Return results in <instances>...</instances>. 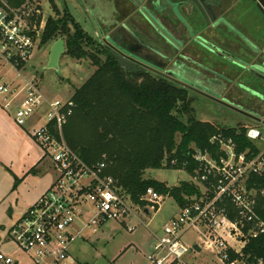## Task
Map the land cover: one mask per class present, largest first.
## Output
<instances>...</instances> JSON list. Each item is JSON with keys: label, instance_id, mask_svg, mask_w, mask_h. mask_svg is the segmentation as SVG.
I'll return each instance as SVG.
<instances>
[{"label": "built area", "instance_id": "obj_1", "mask_svg": "<svg viewBox=\"0 0 264 264\" xmlns=\"http://www.w3.org/2000/svg\"><path fill=\"white\" fill-rule=\"evenodd\" d=\"M39 35L7 10L6 0H0V68L6 65L15 73L12 81L0 82V108L6 113L13 108L15 124L40 145L54 172L50 186L7 231L22 257L0 250V264L74 263L69 247L84 230L96 232L111 219L123 223L133 211L129 196L120 194L114 178L105 172L106 164H88L64 140L62 127L73 113V100L46 98L35 76L25 74ZM246 137L257 145V154L236 152L233 139L222 133L210 138L218 147L216 157L194 150L200 167L192 182L201 195L193 196L164 224L147 256L151 264H190L186 256L202 249L215 252L217 264H264L262 257L243 251L250 239L264 238V218L256 211L257 190L247 187L250 174L264 177V143L259 145L261 133L254 126H247ZM141 199L154 209L160 207L162 195L149 187ZM189 230L197 232L198 243L183 241ZM220 232L241 246H230Z\"/></svg>", "mask_w": 264, "mask_h": 264}, {"label": "trees", "instance_id": "obj_2", "mask_svg": "<svg viewBox=\"0 0 264 264\" xmlns=\"http://www.w3.org/2000/svg\"><path fill=\"white\" fill-rule=\"evenodd\" d=\"M53 10L57 18H46L40 42L62 38L67 53L78 58L91 56L97 66L72 93L75 107L62 127L66 142L88 164L103 161L118 192L129 196L133 204H145L141 197L149 187L172 197L179 208L193 196L199 197L200 189L193 182L181 181L170 187L145 177V173L149 169H181L194 176L200 167L193 157L195 149L216 157L218 147L210 143L214 134L231 137L236 152L249 150V156L259 152L246 137L247 126L218 127L199 121L185 89L154 74H130L114 58L101 60L97 51V56L87 52L82 43L94 46L92 37L67 11L59 17L55 5ZM247 187L257 190L256 211L264 218V194H260L264 177L250 174ZM243 251L264 259V238L250 239Z\"/></svg>", "mask_w": 264, "mask_h": 264}, {"label": "flooded vegetation", "instance_id": "obj_3", "mask_svg": "<svg viewBox=\"0 0 264 264\" xmlns=\"http://www.w3.org/2000/svg\"><path fill=\"white\" fill-rule=\"evenodd\" d=\"M75 2L103 59L121 56L245 126L264 119V0Z\"/></svg>", "mask_w": 264, "mask_h": 264}, {"label": "rangeland", "instance_id": "obj_4", "mask_svg": "<svg viewBox=\"0 0 264 264\" xmlns=\"http://www.w3.org/2000/svg\"><path fill=\"white\" fill-rule=\"evenodd\" d=\"M6 3L10 13L27 27L37 29L40 32L37 48L32 52L30 64L28 63L24 67L25 74L34 75L39 82L41 91L47 96L60 100L71 98L73 91L89 78L97 66L93 64L94 60L91 56L87 58L72 56L67 53L65 46V52L59 58L58 68H48L49 49L54 41L42 44L40 36L46 18L48 16L57 18L53 5L56 6L59 17H62L67 11L73 21L78 22L89 37H94L97 30L93 21L85 16L84 10L77 5L75 0H10ZM87 11L90 13L92 10L87 9ZM82 46L87 52L97 56L93 44H86L83 41ZM100 59L103 60V56H100ZM30 65L34 67L30 68ZM14 75L15 73L8 66L4 65L0 68V82H10ZM191 106L194 108L195 117L199 121H208L218 127L245 126L243 123H238V119L230 115L227 110L217 112L214 109H208L202 102L194 98H192ZM7 113L14 118L12 107ZM247 126H254L260 131L261 139L258 143L262 146L264 143V125L258 123ZM63 137L66 141L64 131ZM52 175L54 176L53 171ZM145 177L164 182L170 187L178 185L181 181L192 182L193 180L181 169H149L146 171ZM157 208L158 206H155L154 209L147 208L146 202L144 205L131 203V209L136 212L132 211L123 223L111 219L101 224L96 232L84 230L82 237L76 239L69 247L75 262L67 264H151L147 256L153 252V246L156 243L153 234H161L164 224L172 215L177 213L178 205L172 197L162 195V202ZM144 209H147V214H143ZM9 227L4 231L0 229V250L7 253H11L13 249H8L9 245L7 244H1L5 235L1 237V233L8 231ZM129 227H134V230L129 231ZM220 236L232 247L241 246V243H238L235 238L229 237L225 232H220ZM182 239L187 244L199 242L198 234L193 230L187 231ZM4 245L6 246L4 247ZM12 245L16 248L14 244ZM19 254L12 253V256L17 259ZM186 260L190 264H217L218 262L215 252L204 249L199 254L190 253L186 256Z\"/></svg>", "mask_w": 264, "mask_h": 264}, {"label": "crops", "instance_id": "obj_5", "mask_svg": "<svg viewBox=\"0 0 264 264\" xmlns=\"http://www.w3.org/2000/svg\"><path fill=\"white\" fill-rule=\"evenodd\" d=\"M42 93L46 98H51ZM53 179L50 160L44 156L40 145L0 108V229L4 231L12 225L50 186ZM179 211L178 207L175 215ZM147 213L145 209L143 214ZM6 234L7 231L1 233V237L4 235L1 244L9 245L8 249H13L11 254H19ZM159 235L153 234L155 239ZM19 255L22 257L21 253Z\"/></svg>", "mask_w": 264, "mask_h": 264}, {"label": "water", "instance_id": "obj_6", "mask_svg": "<svg viewBox=\"0 0 264 264\" xmlns=\"http://www.w3.org/2000/svg\"><path fill=\"white\" fill-rule=\"evenodd\" d=\"M64 52H65V42L62 38H59L52 43L49 49L47 67L52 68V69H57L59 58ZM116 59L118 61L119 66L122 67L126 72L130 74L139 72V70L136 69L133 64L126 61L123 57L117 55ZM258 122L264 125V119H259ZM193 247L196 248L195 245ZM196 249L199 250V248H196Z\"/></svg>", "mask_w": 264, "mask_h": 264}]
</instances>
